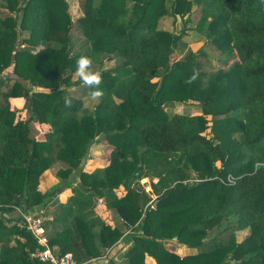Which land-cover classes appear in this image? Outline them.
Here are the masks:
<instances>
[{
  "label": "trees",
  "instance_id": "trees-1",
  "mask_svg": "<svg viewBox=\"0 0 264 264\" xmlns=\"http://www.w3.org/2000/svg\"><path fill=\"white\" fill-rule=\"evenodd\" d=\"M168 1L84 0L76 25L65 0L2 1L9 15L0 16L6 102L0 107V264H43L31 258L35 238L20 219L7 225L4 214L47 209L68 187L74 195L53 219L60 229L49 244L79 264L124 236L112 224V211L133 220H124L134 231L125 240L133 242L128 264H146L148 257L156 264H264V0H174L170 8ZM194 6L202 12L199 32L224 63L234 60L228 70L201 72L193 55L173 60L180 37L161 30L160 21L185 18ZM74 27L90 51L72 54ZM20 30L29 32L24 42L30 48H43L20 50ZM81 55L100 65L119 59L112 70H101L104 96L92 108L85 92L84 98L68 94L75 85L92 90L74 79ZM8 69L15 79L3 92ZM20 98L29 100L27 120L8 105ZM192 100L201 114L171 115L164 108ZM33 123L50 127L44 141L31 136ZM98 137L108 162L81 170L74 186L70 177ZM59 162L68 167L59 172L62 181L43 193L41 176ZM144 180L155 199L142 189ZM233 217L228 241L205 246L208 234ZM245 231L238 242L234 232ZM175 243L190 252L177 255Z\"/></svg>",
  "mask_w": 264,
  "mask_h": 264
},
{
  "label": "rangeland",
  "instance_id": "rangeland-1",
  "mask_svg": "<svg viewBox=\"0 0 264 264\" xmlns=\"http://www.w3.org/2000/svg\"><path fill=\"white\" fill-rule=\"evenodd\" d=\"M3 0H0V16L5 17L6 15H9L8 11L3 7L4 2ZM69 5V13L71 15L73 23L76 25L77 20L84 15L83 12V5L84 0H65ZM174 0L168 1V7L170 8L172 5V2ZM192 12L190 15H188L185 18L177 17L174 19L171 16H166L160 21V29L164 31L174 32L176 35H178L179 41L176 44L175 53L173 55L174 61L183 60L191 55H193V58L195 60L196 65L198 66L199 71L205 72V73H215L219 70H228L230 66L234 63V60L228 62L227 64L224 63V57L222 53L207 39H205V35H203L198 30V22L201 19L202 12L201 8H198L197 6L192 7ZM19 45L18 48L20 50L23 49H29L34 52L40 51L43 47L38 46L34 48H30L29 45L26 44V41L29 38V32L28 31H22L19 32ZM91 49L90 43L85 38L77 37L75 32V27L72 31V54L77 55L79 53L88 52ZM119 63V59H113V60H107L103 62V65H100L98 63L93 62V69L96 71L101 72V70L104 69H111L115 68ZM4 77H10V75L13 74L12 69H9L3 73ZM12 78L8 79V85H6L3 88V92L8 91L9 87L13 84V79H15L14 74L11 76ZM75 80L79 81V78L76 76L74 77ZM28 88H30L33 92L35 91H42V92H49L48 89L40 88V87H32L31 85H27ZM83 85H75L72 88L69 89L68 94L69 95H75V96H83V92L85 94L87 93V89H83ZM83 89V90H82ZM84 98V96H83ZM87 98V96H85ZM29 100L26 98H20V99H10V104H8L11 108V110L17 112L24 120H27L31 115L29 110L27 109V104ZM6 102L4 101L3 95L0 97V107H5ZM87 107H94L95 103L90 102L89 99L86 101ZM165 110L170 113L171 115H199L202 113L200 103L197 101H188V103H168L164 106ZM48 129L42 127V125H39L37 123L32 124V137L38 141H44L46 132ZM102 138L98 137L96 142L92 143L89 146L88 153L86 157L83 159L82 164L80 166V170H77L76 173L72 174L70 177L69 182L73 183L74 186H77L78 181V175L81 170H89L94 171L98 168H103L108 162L107 154L105 150V146L100 143ZM68 167L66 164L59 162L55 165L51 166L50 169H48L44 174L41 176L39 189L45 193L48 190H51L53 187L58 185L62 181V177L59 175V172L62 170H67ZM141 187L144 189L147 193L152 194V198L155 199V195L153 194V189L151 186V182L149 180H144L141 182ZM73 190L71 188H64L61 192L57 193L54 199L49 203V207L47 209L35 207L33 210L29 212H24L22 208H16L11 214H4V222L7 225H15L18 220L22 219V215H26L28 217L31 216H41L44 221H46L47 224V230H50L51 234H55L59 231L60 226L53 224V219L59 215L61 208L63 205L67 204L68 201L73 197ZM100 204V203H99ZM155 203L153 204V207L156 208ZM125 217V218H124ZM237 217H233L231 219L226 220L222 225L218 226L215 230L210 232L205 240V246L209 247L211 244H217L222 245L226 243L229 239V236L233 233V224L236 222ZM124 220L132 222L131 216H128L127 213L122 211V214H120L117 211H112V224L119 226L122 231H124V236L120 240L121 242H126V238L129 237L134 233L132 228H129L127 224L124 222ZM20 223V222H19ZM48 230V231H49ZM235 236L238 240V242H242L244 238L249 234V231L245 232H234ZM120 241L116 243L113 247L110 248H102V254L100 257L91 259V264L96 263H102V264H109L111 261H113L114 257L112 256L115 252L113 248L118 247L119 255L116 261L117 264H125L128 262L124 255V253L127 251V248H124ZM129 245H132L133 242L129 241L126 242ZM172 243V242H171ZM170 243V244H171ZM120 246V248H119ZM175 246V252L180 255L187 254L190 251L183 245H179L177 243L174 244ZM126 258V259H125ZM145 260L148 261L146 264H156L154 260H152L150 257L146 258ZM236 263V262H235Z\"/></svg>",
  "mask_w": 264,
  "mask_h": 264
},
{
  "label": "built area",
  "instance_id": "built-area-1",
  "mask_svg": "<svg viewBox=\"0 0 264 264\" xmlns=\"http://www.w3.org/2000/svg\"><path fill=\"white\" fill-rule=\"evenodd\" d=\"M228 182L234 183V178L230 176ZM19 225L37 241L38 248L31 254L32 259H36L43 264H79L72 254L61 256L58 250L50 246L47 226L41 216L28 217L22 215Z\"/></svg>",
  "mask_w": 264,
  "mask_h": 264
},
{
  "label": "clouds",
  "instance_id": "clouds-1",
  "mask_svg": "<svg viewBox=\"0 0 264 264\" xmlns=\"http://www.w3.org/2000/svg\"><path fill=\"white\" fill-rule=\"evenodd\" d=\"M74 75L79 78V80L89 89H92L88 93V99L90 102H94L96 104L100 103L104 92L100 88L102 84V74L99 71L93 69V60L91 57L87 55H81L76 60V70ZM196 76L193 75L189 78L186 83L191 84L194 82ZM64 104L66 107L72 106V98L70 96H66L64 98ZM257 168L260 167L259 164L256 165Z\"/></svg>",
  "mask_w": 264,
  "mask_h": 264
},
{
  "label": "crops",
  "instance_id": "crops-1",
  "mask_svg": "<svg viewBox=\"0 0 264 264\" xmlns=\"http://www.w3.org/2000/svg\"><path fill=\"white\" fill-rule=\"evenodd\" d=\"M83 13V12H82ZM84 16V15H83ZM82 16V17H83ZM81 18V17H80ZM9 70V69H8ZM13 75V74H12ZM12 75H10V77H4V79H7V78H12L11 76ZM1 97V96H0ZM5 101V100H4ZM38 124V123H37ZM40 125V124H39ZM42 127H44V128H46V129H48L47 130V132L46 133H48L49 132V130H50V127L48 126V125H42ZM87 171V170H86ZM49 230V229H48ZM48 234L49 235H51V233H50V230L48 231ZM120 243V246H121V244L123 245V247L124 248H127L126 250L128 251L129 250V248L132 246V245H129V244H127L126 242H119ZM120 246H119V248H120ZM118 247H115V248H113L114 249V251H117V252H115L112 256L114 257V259H113V261H111V262H114V261H116L117 259H119L118 258V255H119V251H118V249H117ZM127 251L124 253V255H125V257H126V253H127ZM126 259V258H125ZM128 261V260H127ZM91 262L92 261H90V262H88V263H86V264H91ZM114 263H116V262H114ZM146 263H148V261L146 260ZM92 264H102V263H96V262H94V263H92ZM117 264V263H116ZM125 264H128V262H126Z\"/></svg>",
  "mask_w": 264,
  "mask_h": 264
},
{
  "label": "water",
  "instance_id": "water-1",
  "mask_svg": "<svg viewBox=\"0 0 264 264\" xmlns=\"http://www.w3.org/2000/svg\"><path fill=\"white\" fill-rule=\"evenodd\" d=\"M157 204H158V203L156 202L154 206L156 207V206H157Z\"/></svg>",
  "mask_w": 264,
  "mask_h": 264
}]
</instances>
